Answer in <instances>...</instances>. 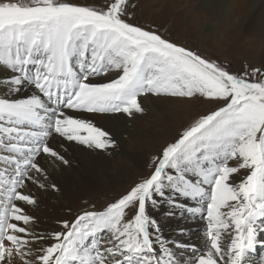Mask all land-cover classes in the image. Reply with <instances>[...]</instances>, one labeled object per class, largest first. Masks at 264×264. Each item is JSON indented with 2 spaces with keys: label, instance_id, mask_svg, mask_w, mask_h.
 I'll list each match as a JSON object with an SVG mask.
<instances>
[{
  "label": "snow or ice",
  "instance_id": "obj_1",
  "mask_svg": "<svg viewBox=\"0 0 264 264\" xmlns=\"http://www.w3.org/2000/svg\"><path fill=\"white\" fill-rule=\"evenodd\" d=\"M133 0H0V264H264V67L223 63L129 21ZM201 99L150 160L149 174L102 210L35 231L32 186L65 144L108 152L85 114L146 111L142 98ZM199 218L201 247L163 237L153 214ZM184 234V229H180ZM184 249L186 257L178 258Z\"/></svg>",
  "mask_w": 264,
  "mask_h": 264
},
{
  "label": "bare ground",
  "instance_id": "obj_2",
  "mask_svg": "<svg viewBox=\"0 0 264 264\" xmlns=\"http://www.w3.org/2000/svg\"><path fill=\"white\" fill-rule=\"evenodd\" d=\"M180 2V6L176 9V11L180 9L179 16L175 17L177 12H174L175 14L173 15V12L168 10V13H171L168 18L174 20L177 29L179 28L185 31L186 28L184 27V23L187 8H189L192 3H197L196 5L200 6L202 11L207 10L210 15H212L217 26L222 24L227 26L223 34L220 32L217 33L216 29L214 30L212 41H215V43H225L226 39L239 41L240 39H238V37L235 39L233 37L237 32V34L243 36V43L248 51H254L262 44L255 36L247 37L248 39L245 38V36H249L250 33L248 32H250L252 28L258 27L260 30L262 27L264 31V0H183ZM166 3L167 0H160V5H163L161 10L167 8L173 9V6H169ZM141 7H143L142 3L139 4V8ZM149 11H151L152 14L154 13L153 10ZM202 11L196 15L195 28L197 34L201 33L200 30L202 26L209 23L207 15ZM149 13L150 12H148V14ZM143 17L149 18L151 16L144 14ZM161 23L164 24V22ZM263 45L264 43L262 47ZM143 105L152 115L158 112L151 97L143 98ZM89 118L93 119L98 126L112 133L116 141V147L110 149L108 152H100L99 150L87 149L81 145L65 142L64 147L66 148V152L62 154L69 161V164L64 165L55 160L47 164L48 179L45 183L49 185L55 184L58 190H54L51 187L46 189L37 186L31 187V192L37 200V205L34 207L29 206L28 212L35 218V224L33 225L35 231H58L60 230L58 222L71 219L78 211L81 202L84 201L89 193L93 194L120 189L123 184L122 179L119 176L110 174L107 170L112 164V155L123 153L127 155L136 166L144 165L143 157L139 155L138 152L136 153L133 151L140 147V145L133 143L131 146L128 145V147H125L122 136L125 133L130 134V131H128L127 127L128 119L124 114L119 116L117 114H89ZM145 136L146 135L136 140L137 142H142L147 147L153 143V141ZM163 144L165 143H161L160 145L162 146ZM141 149L143 148L141 147ZM62 150L63 149H61V151ZM84 154L90 158L91 161H87L85 158L86 160L84 162ZM86 161L89 163H86ZM103 179L104 182L101 183L100 181ZM84 181L87 187L80 186ZM75 189L77 192L73 193ZM153 214L158 220L162 219L161 230L164 238L170 241L179 240L182 243H188L189 240L193 241L195 244L199 243V240H195V237L188 234H190L192 228L199 225L200 222H198V224L191 222L193 218L187 216L167 215L166 205L159 210H154ZM180 229H184L183 235L180 234ZM174 230H176L178 234H176ZM259 239L264 240V234H261ZM202 243L203 241L200 242L201 246ZM179 254L181 253L179 252ZM261 255H264V251L259 256Z\"/></svg>",
  "mask_w": 264,
  "mask_h": 264
},
{
  "label": "rangeland",
  "instance_id": "obj_3",
  "mask_svg": "<svg viewBox=\"0 0 264 264\" xmlns=\"http://www.w3.org/2000/svg\"><path fill=\"white\" fill-rule=\"evenodd\" d=\"M180 1L183 0H167L166 4L173 6L174 10L172 8L161 10L163 5H160V0H133V3H135L136 7L131 10L134 13V17L129 22L133 24H139L141 26L157 28L165 38L170 39L177 44H181L185 47L193 49L205 57L223 63L228 67L230 72H243L246 65L253 67H264V45L262 47V44L264 43V31L262 27L260 30L258 27L252 28L250 32H248L250 33L249 36H245V38L255 36L259 39L258 41L262 44L260 47H257L258 49L256 48L257 50L255 49L254 51H248L247 47H245L243 43V36L237 34V32L233 37L234 39L238 37V39H240L239 41L226 39L225 43L229 45L225 43H215V41H212L214 37V30L216 29L217 33L220 32L223 34L227 26L223 24L217 26L212 15H210L207 10L202 11V8L196 5L197 3H192V5L187 8L184 23V27L186 28L185 31L176 28L174 20L168 18L171 14L168 13V10L172 11L173 15L177 12L175 17L179 16L180 9L177 11L176 9H178L180 6ZM73 2L79 4H94L98 7L102 6L103 4V0H73ZM141 3L143 7L139 8V4ZM149 10H153L154 13L152 14ZM200 11L207 15L209 23L201 27L200 32L202 34H197L195 28L196 15ZM148 12L150 13L148 14ZM144 14L151 17L144 18ZM161 22H164V24ZM150 97L154 101L156 110L158 112L152 115V113L146 110L142 114H137L134 118H130L125 115L128 119L127 127L128 131H130V134L125 133L122 136L125 142V147H128V145L131 146L133 143L140 145V147L134 149L133 151L136 153L138 152V154L143 157L144 165L136 166L134 162H132L129 157L123 153L112 155V164L107 170L110 174L119 176L122 179L123 184L121 185V188L116 191H104L93 194L89 193L84 201L81 202V205L74 216L80 213L83 209L87 208L92 210L93 206H95V210H102L104 206L114 201L116 197L125 192L131 185L139 181L141 178L147 176L151 170L150 160L156 151L161 147L160 144L171 141L174 138L176 132L187 126L194 117L215 107L214 105L206 103L201 99H169L157 97L155 95ZM85 115L89 116V114ZM117 115L119 116L122 114ZM144 135H146V138H150L151 141H153V143L147 147L142 142H137L136 140H139ZM63 147L61 148L63 149L61 152L65 153L66 148ZM141 147L143 149H141ZM84 155V162L86 159L87 161H91L90 158ZM87 161L86 163H89ZM100 182H104V179ZM80 186L87 187L85 181L81 183ZM74 192H77L76 189L73 190V193ZM198 219V217L192 219L191 222H195L197 224L200 222V224L194 226L192 228V232L188 235L195 237V240H199V243L195 244L193 241L189 240L187 244L194 245L199 248L201 247L200 242L203 241L202 237L204 234V225L200 219ZM159 222L161 225L162 219L159 220ZM174 232L178 234L176 230H174ZM263 251L264 247L258 246L255 253L256 257H258ZM179 252L181 254H179ZM186 255L187 253L184 249L178 250L177 257L182 258L186 257Z\"/></svg>",
  "mask_w": 264,
  "mask_h": 264
}]
</instances>
